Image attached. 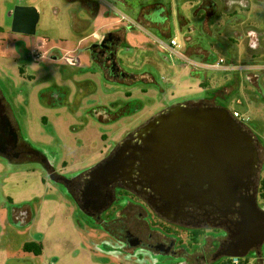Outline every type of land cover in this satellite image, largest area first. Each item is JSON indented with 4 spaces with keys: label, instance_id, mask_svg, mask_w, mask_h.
Segmentation results:
<instances>
[{
    "label": "rangeland",
    "instance_id": "obj_1",
    "mask_svg": "<svg viewBox=\"0 0 264 264\" xmlns=\"http://www.w3.org/2000/svg\"><path fill=\"white\" fill-rule=\"evenodd\" d=\"M124 1L127 8L121 13L128 19L141 7L151 10L158 2L168 20L162 34L136 22L128 30L129 51L121 47L118 58L138 81H110L90 65L84 50L89 41L83 38L110 21L101 11L82 29L84 11L75 0H0V96L31 151L65 178L93 166L101 152H108L160 111L220 96L225 74L170 62L158 39L173 37L180 49L200 60L222 56L234 58L235 65L249 60L238 39L234 55L226 40L217 39L224 49L212 46L207 14L196 0ZM16 6L37 10L33 36L11 31L9 11ZM67 55L78 61L68 63ZM244 88L251 89L240 81L236 90L242 93ZM227 106L243 112L240 106ZM246 115L262 119L264 103L249 107ZM28 158L12 162L0 156V264L173 263L158 253L124 249L78 208L64 185L52 181L42 163ZM27 243L39 246L41 254L24 251ZM201 243L200 239L198 249Z\"/></svg>",
    "mask_w": 264,
    "mask_h": 264
},
{
    "label": "flooded vegetation",
    "instance_id": "obj_2",
    "mask_svg": "<svg viewBox=\"0 0 264 264\" xmlns=\"http://www.w3.org/2000/svg\"><path fill=\"white\" fill-rule=\"evenodd\" d=\"M75 1L85 14L81 21L83 29L97 16L102 3L98 0ZM196 1L207 14L212 46L215 44V47L223 48L221 42L226 40L232 46L230 54L234 55L238 39L249 57L247 62L235 65L234 58L227 60L221 56L229 70L221 71L225 75L220 96L205 99L207 103L189 104L227 110L251 140L254 164L248 173L244 170L233 176L231 193H201L188 197L165 193L158 183L148 180L150 174L144 167L147 165L146 157L137 148L147 137L148 132H144L147 123L159 113L108 152H101L93 166L69 179L56 173L45 159L31 151L10 121L7 106L0 96V156L12 162L28 160L29 155L31 159H37L46 167L53 182L66 187L78 208L126 250L140 248L158 253L172 264H217L232 261L233 254L239 255L236 264L240 261L264 264V238L250 246L243 243L247 230L252 234L254 224L256 228L262 224L258 216L264 214V115L259 120L246 115L249 107L264 103V0ZM125 5L124 0H113L111 7L103 5V16L110 17V21L83 38L89 41L84 50L89 55L90 65L96 67L107 80L116 82L139 80L125 71L118 58L121 47L128 53L126 36L134 26L133 20L121 13V8H127ZM239 13L244 14L243 19ZM165 14L164 6L156 2L151 10L141 7L135 17L142 26L162 34L168 28ZM112 18L115 20L112 21ZM75 30L79 31V28ZM153 37L165 38V35ZM217 39L222 41L217 43ZM72 61L78 59L70 57L68 63ZM240 81H246L251 89L244 88L239 93L236 89ZM228 104L240 106L243 112L234 107L228 108ZM176 158L179 166L184 167L185 175H190L189 183L193 191L207 190L216 182L211 167L229 166L224 158L213 160L192 152ZM113 160L121 162L118 165L120 169L102 190V196H98L94 187L106 175L97 178L92 172ZM91 184L93 187L89 189ZM97 197L101 198L98 200ZM200 239L203 247L198 249ZM182 240L188 247H184ZM189 248H192V253Z\"/></svg>",
    "mask_w": 264,
    "mask_h": 264
},
{
    "label": "water",
    "instance_id": "obj_3",
    "mask_svg": "<svg viewBox=\"0 0 264 264\" xmlns=\"http://www.w3.org/2000/svg\"><path fill=\"white\" fill-rule=\"evenodd\" d=\"M11 17L12 32L27 36L35 34L38 13L34 7L16 6ZM144 132H148L147 137L137 150L146 157L147 165L144 167L150 174L148 180L158 183L165 193L188 197L201 193H231L233 176L239 171L245 170L248 173L254 164V151L249 136L234 122L229 112L221 107L177 104L163 110L149 121ZM191 152L213 160L221 161L224 158L229 163L226 168L211 167L216 182L207 190L193 191L189 183L190 175H185L184 167L179 166L175 160L176 157ZM120 163L119 160L106 162L92 172L97 178L106 175L94 187L98 196H102V190L115 178ZM92 187L91 184L89 189ZM97 198L99 200L101 197ZM258 217H261L262 224L257 228L254 224L252 237L247 230L243 240L247 246L264 238V214ZM231 256L237 258L239 255Z\"/></svg>",
    "mask_w": 264,
    "mask_h": 264
},
{
    "label": "built area",
    "instance_id": "obj_4",
    "mask_svg": "<svg viewBox=\"0 0 264 264\" xmlns=\"http://www.w3.org/2000/svg\"><path fill=\"white\" fill-rule=\"evenodd\" d=\"M157 43L166 52L169 61L172 63H180L185 67L200 72H225L229 70L221 57L212 61H205L192 57L190 54L184 52L182 49L179 48L176 39L173 37L168 38L166 40L158 39ZM64 59L67 62L70 61L69 56H65ZM232 261L234 264H236L237 258L232 257Z\"/></svg>",
    "mask_w": 264,
    "mask_h": 264
},
{
    "label": "trees",
    "instance_id": "obj_5",
    "mask_svg": "<svg viewBox=\"0 0 264 264\" xmlns=\"http://www.w3.org/2000/svg\"><path fill=\"white\" fill-rule=\"evenodd\" d=\"M24 251L26 252H34L35 255H40L41 254V249L39 246H37L34 243H30V244H25L23 247ZM217 264H233L231 260L229 261H223V262H219ZM239 264H248L247 262H242L240 261Z\"/></svg>",
    "mask_w": 264,
    "mask_h": 264
},
{
    "label": "crops",
    "instance_id": "obj_6",
    "mask_svg": "<svg viewBox=\"0 0 264 264\" xmlns=\"http://www.w3.org/2000/svg\"><path fill=\"white\" fill-rule=\"evenodd\" d=\"M98 1L101 2L103 5H107V6L111 7L110 6L111 5V2H112L111 0H98ZM99 11H101L102 12V15H104L105 9H103V10L99 9ZM11 12H12V10L9 11V15L10 16H11ZM84 17H85V14H84ZM132 20H133L132 21V24L133 25H134V22L139 23V24H142L141 22H139V20L136 17L132 18ZM193 57L196 58V59H199V57H197V56H193Z\"/></svg>",
    "mask_w": 264,
    "mask_h": 264
}]
</instances>
